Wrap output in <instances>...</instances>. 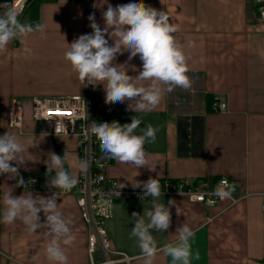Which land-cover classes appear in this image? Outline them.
Returning a JSON list of instances; mask_svg holds the SVG:
<instances>
[{
    "label": "crops",
    "instance_id": "1",
    "mask_svg": "<svg viewBox=\"0 0 264 264\" xmlns=\"http://www.w3.org/2000/svg\"><path fill=\"white\" fill-rule=\"evenodd\" d=\"M132 2L136 0H30L18 16L21 23L47 26L46 38L35 33L23 43L11 41L0 51V135L9 132L30 146L18 168L19 176L39 179L30 189L34 197L59 193V210L73 220L75 235L74 242L64 246L68 264H144L138 242L131 236L132 213L143 215L150 209L152 197L125 195L118 201L104 224L109 249L98 244L90 253L76 194L47 185L49 153L63 157L67 151L73 163H66L65 168L78 178L77 139L43 135L40 123L32 117V99L89 93L93 121L123 125L135 117L140 121L135 134H142L149 124L157 129L155 142L145 144V167L107 159L102 151L100 157L111 160L106 173L119 181L122 190L143 192L135 188L136 181L157 178L163 192L159 202L175 201L168 231L153 230L158 247L174 242L176 228L186 223L195 233L190 241L192 252L199 253L191 264H264V26L255 0H143L146 6L166 11L170 22L178 26L175 36L184 45L191 82L188 89L176 87L163 95L158 106L143 111L136 110L135 101L106 104L103 85L85 87L64 58L75 39L92 32L90 14L103 28L102 13L109 4ZM11 3H0V15ZM188 41L194 46L188 47ZM128 56L127 52L118 55L114 63L124 64L126 74L135 80L142 61L139 55L130 61ZM149 83L138 81V86ZM217 96L226 110L212 111L209 101ZM16 103L24 118L21 127L12 128L9 119ZM221 177L230 179L235 196H248L225 209V203L207 207L185 195L163 191L165 180L213 183ZM17 182L7 174L0 175V215L5 192L17 197L24 193ZM39 215L44 224L43 212ZM45 231L42 226L29 233L19 221L0 222V264H54L45 257ZM153 264H171V257L158 252Z\"/></svg>",
    "mask_w": 264,
    "mask_h": 264
},
{
    "label": "clouds",
    "instance_id": "2",
    "mask_svg": "<svg viewBox=\"0 0 264 264\" xmlns=\"http://www.w3.org/2000/svg\"><path fill=\"white\" fill-rule=\"evenodd\" d=\"M19 14L16 9L9 8L0 15V51L5 50L11 41L20 40L23 43L35 33H39L41 38H46L45 24L21 23L18 20ZM102 18L103 28L96 23L94 14L89 15V27L92 32L82 34L68 44L64 58L85 87L103 85L106 104L135 101L136 110L143 111L158 106L163 95L171 93L174 88L190 87L184 45L177 40L175 34L178 26L170 22L166 11H158L146 6L143 0H136L115 7L109 4L107 10L102 13ZM109 40L112 41L111 44ZM187 46L193 47L194 42L188 41ZM125 52L129 53V61L137 55L142 61V70L135 80L133 76L126 74L124 64L114 63L117 56ZM138 81L150 83L147 86H138ZM129 108L131 109V103ZM139 124L140 121L135 117L131 123L123 125L116 121H93L87 124L85 134L96 137L105 158L141 168L148 164L145 144L155 142L157 129L149 124L142 130V134L137 135L135 130ZM55 132L58 136V123ZM29 147L9 132L0 135V175L7 174L9 179H17L16 186L25 188L24 193L18 197L12 195V192L4 193L0 222L13 224L19 221L29 233H35L43 226L48 240L45 247L46 259L54 264H68L64 246L71 245L75 240L71 227L73 220L66 218L59 210L57 191L48 197L39 194L34 197L29 189V185L34 181L30 180L26 184L19 176L18 168L24 164V153ZM49 156L45 162L49 174L48 187L63 192L71 191L78 180L65 168L66 163L69 166L73 163L69 153L65 151L63 157L55 153H49ZM10 162H15L16 166H12ZM76 163L82 172L89 167L87 160H78ZM53 172L55 174L51 175ZM222 184L226 186V181ZM135 188H142L144 196L152 197L151 207L144 210L143 215L132 213L134 227L131 236L138 242L144 264H153L158 252L171 257V264H191L192 260H198L199 253H193L190 244L195 233L186 223L176 228L178 236L174 242L158 247L154 239L153 230L163 233L170 228V209L175 204L171 199L167 205L159 202L163 195L159 180L149 177L147 181H136ZM215 194L221 199L231 196V192L225 191L224 187H218ZM41 212L45 217L44 224L40 223Z\"/></svg>",
    "mask_w": 264,
    "mask_h": 264
},
{
    "label": "built area",
    "instance_id": "3",
    "mask_svg": "<svg viewBox=\"0 0 264 264\" xmlns=\"http://www.w3.org/2000/svg\"><path fill=\"white\" fill-rule=\"evenodd\" d=\"M29 1L12 0L11 8L16 9L21 14ZM255 6L259 10V21L264 26V0H255ZM226 107V104L218 96L214 97L211 105L212 111L221 112L226 110ZM32 117L40 123L43 135L51 137L72 136L77 139L79 159L89 161V167L86 171H80L77 185L66 193H75L77 196V204L88 230L90 253L94 252L98 244L108 250L109 240L104 224L112 215L116 203L125 195L138 198H145L146 196L141 191L130 193L122 190L119 181L106 173V168L111 164V160L102 161L99 141L95 136H86L85 134L87 124L93 122L90 94L51 98L35 97L32 99ZM23 118L21 105L16 103L10 114V126L12 128L21 127ZM57 123L59 125L58 136L55 132ZM23 180L26 184L30 180L34 181L29 185V189L36 187L39 183V179L35 176L26 177ZM223 181H226V186L222 184ZM231 185L232 182L228 177H221L213 183L204 180H196L193 183L184 180H165L163 191L167 194L185 195L191 202L201 203L207 207H216L225 203V209H228L248 196V194L242 197L235 196L231 191ZM218 187H224L225 191H230V198H219L215 194ZM21 190L24 192L25 188L21 187ZM209 201H213V203H209Z\"/></svg>",
    "mask_w": 264,
    "mask_h": 264
},
{
    "label": "trees",
    "instance_id": "4",
    "mask_svg": "<svg viewBox=\"0 0 264 264\" xmlns=\"http://www.w3.org/2000/svg\"><path fill=\"white\" fill-rule=\"evenodd\" d=\"M11 2H12V0H0V3H1V4H8V3H11ZM9 8H11L10 4H9L8 7L2 9V14L5 13ZM212 100H213V99H212ZM212 102H213V101H211V99H210L209 104L211 105Z\"/></svg>",
    "mask_w": 264,
    "mask_h": 264
},
{
    "label": "rangeland",
    "instance_id": "5",
    "mask_svg": "<svg viewBox=\"0 0 264 264\" xmlns=\"http://www.w3.org/2000/svg\"><path fill=\"white\" fill-rule=\"evenodd\" d=\"M113 257V256H112ZM111 258V257H110ZM111 259H116V257H113V258H111Z\"/></svg>",
    "mask_w": 264,
    "mask_h": 264
}]
</instances>
